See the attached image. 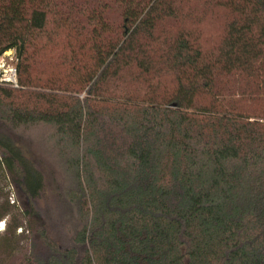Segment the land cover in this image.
<instances>
[{
  "label": "trees",
  "instance_id": "trees-1",
  "mask_svg": "<svg viewBox=\"0 0 264 264\" xmlns=\"http://www.w3.org/2000/svg\"><path fill=\"white\" fill-rule=\"evenodd\" d=\"M9 51L15 264H264V0H0Z\"/></svg>",
  "mask_w": 264,
  "mask_h": 264
},
{
  "label": "rangeland",
  "instance_id": "rangeland-1",
  "mask_svg": "<svg viewBox=\"0 0 264 264\" xmlns=\"http://www.w3.org/2000/svg\"><path fill=\"white\" fill-rule=\"evenodd\" d=\"M14 58V59H12ZM5 62V69L8 68L10 65H15L16 59L13 55L10 54H5L0 58V64L2 62ZM1 120H0V134H3L6 129L3 127L1 128ZM2 129V130H1ZM2 186L5 188V192L8 195V201L9 205L8 206L6 200L4 198H0V204H4V208L9 207L10 208V213L5 215L3 220L0 222L4 223V230H0V264H15V257L13 256L14 254H17L19 252L20 247L26 246V241L19 240V235L22 232V229L17 228L15 230V233L13 234L14 236H9L10 231H13L14 225L17 222H22L25 223L26 219L21 215V210L24 209L27 206V198L22 192V190L13 184L12 182H7L5 180H2L1 182ZM0 205V206H1ZM3 225V224H2ZM3 242L8 243V248L12 250H3L4 245ZM12 253V254H11Z\"/></svg>",
  "mask_w": 264,
  "mask_h": 264
},
{
  "label": "built area",
  "instance_id": "built-area-1",
  "mask_svg": "<svg viewBox=\"0 0 264 264\" xmlns=\"http://www.w3.org/2000/svg\"><path fill=\"white\" fill-rule=\"evenodd\" d=\"M5 54L13 55V51L6 52ZM4 54V55H5ZM14 59V58H12ZM0 83L1 84H9L11 86H17V69L15 65H10L5 69V62L3 61L0 64ZM3 224V225H2ZM4 223L0 222V230H4Z\"/></svg>",
  "mask_w": 264,
  "mask_h": 264
},
{
  "label": "flooded vegetation",
  "instance_id": "flooded-vegetation-1",
  "mask_svg": "<svg viewBox=\"0 0 264 264\" xmlns=\"http://www.w3.org/2000/svg\"><path fill=\"white\" fill-rule=\"evenodd\" d=\"M1 205V204H0Z\"/></svg>",
  "mask_w": 264,
  "mask_h": 264
}]
</instances>
